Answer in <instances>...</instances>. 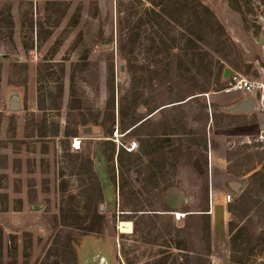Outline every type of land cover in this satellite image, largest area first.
Segmentation results:
<instances>
[{"label":"rangeland","instance_id":"obj_1","mask_svg":"<svg viewBox=\"0 0 264 264\" xmlns=\"http://www.w3.org/2000/svg\"><path fill=\"white\" fill-rule=\"evenodd\" d=\"M150 1L0 0V264H186L203 210L212 264H264V0H200L219 46Z\"/></svg>","mask_w":264,"mask_h":264},{"label":"trees","instance_id":"obj_2","mask_svg":"<svg viewBox=\"0 0 264 264\" xmlns=\"http://www.w3.org/2000/svg\"><path fill=\"white\" fill-rule=\"evenodd\" d=\"M151 2V1H150ZM182 0H153L151 2V5L153 7L161 8L160 12H156L155 10H151V14L154 17H162V16H168L173 21H179L182 19H186L191 25H192V35L197 36L199 33L205 32V36L208 38L210 45L213 43H217V45L223 44L221 42L222 32L224 31L222 26L219 24L216 16L206 7L204 4L200 2V0H193L191 4H181ZM237 2V1H236ZM122 9L120 10L122 14ZM125 20L123 18H120V48H124L125 41H126V34H124L125 28ZM141 21H139L138 26L141 25ZM139 35L132 36V39L134 43L138 41ZM206 38V39H207ZM201 39L204 38H198V41H202ZM226 68L223 67V71ZM142 125V124H141ZM140 126V125H139ZM139 126L135 127L133 129L136 130ZM123 152V151H122ZM91 164V162H89ZM103 199V195L100 192L99 189V198L98 200L101 202ZM200 214H193L191 216H198L196 219L200 220L203 223L202 228H198L199 225H193L190 227V236L193 235L194 242L191 246L190 255L186 259V264H212V243H211V236H212V228H211V218L210 215L207 213L208 210L201 211ZM139 213V214H138ZM137 214L139 215V218L142 220H150L151 223L158 218L159 214L154 212L152 216L150 217L149 214H146V212L140 211ZM190 216V215H189ZM135 225V231L138 228V224L136 222ZM180 232V231H179ZM180 234V233H179ZM201 234V235H200ZM240 237L236 236V234H233L231 236V245H232V251L234 254L239 255L241 252H245L243 250V246L241 248V243L239 242ZM183 241L178 237V242L176 244L175 249L179 252H182L184 249L183 247ZM202 247V249H200ZM167 255V256H166ZM161 260L158 262V264H168L170 260H172L175 255H172V252H163L161 253ZM179 259L184 260V258L181 256ZM178 258L176 260L172 261V264H178ZM182 264V263H180ZM232 264H245V258L234 257L232 258Z\"/></svg>","mask_w":264,"mask_h":264},{"label":"water","instance_id":"obj_3","mask_svg":"<svg viewBox=\"0 0 264 264\" xmlns=\"http://www.w3.org/2000/svg\"><path fill=\"white\" fill-rule=\"evenodd\" d=\"M121 71H124V68H121ZM234 75V73L227 68L225 70L224 73V78H230ZM17 106L14 104L13 108H16ZM255 110V101L253 98H247L243 101H241L240 103H238L236 106H234L233 108H230V112L233 114H243V113H247V114H251L253 113ZM85 133L91 132V130L86 129L84 131ZM231 188H234V190L238 189L240 187V184L237 183H231L230 184Z\"/></svg>","mask_w":264,"mask_h":264},{"label":"built area","instance_id":"obj_4","mask_svg":"<svg viewBox=\"0 0 264 264\" xmlns=\"http://www.w3.org/2000/svg\"><path fill=\"white\" fill-rule=\"evenodd\" d=\"M254 91V84L253 82L246 80V79H239L237 80V82H235V84H231L229 85L224 92L226 94H230L233 92H241L244 94H251ZM76 141H74V144H76ZM81 148V142H79V144L77 146L74 145V149L75 150H80ZM232 201V196L228 195L227 196V202L230 203Z\"/></svg>","mask_w":264,"mask_h":264},{"label":"bare ground","instance_id":"obj_5","mask_svg":"<svg viewBox=\"0 0 264 264\" xmlns=\"http://www.w3.org/2000/svg\"><path fill=\"white\" fill-rule=\"evenodd\" d=\"M79 144V142L78 141H76V145L75 146H77ZM213 194V193H212ZM213 199H214V194H213ZM182 214H178V218H182ZM131 224H129V225H125V224H123L122 225V231L123 232H128V231H130L131 230ZM127 227V228H126Z\"/></svg>","mask_w":264,"mask_h":264},{"label":"crops","instance_id":"obj_6","mask_svg":"<svg viewBox=\"0 0 264 264\" xmlns=\"http://www.w3.org/2000/svg\"><path fill=\"white\" fill-rule=\"evenodd\" d=\"M214 192V191H213ZM214 204V203H213ZM212 207H214L213 205H212ZM213 213V212H212ZM178 214H181V213H178ZM172 215L174 216V215H177V213L176 212H174V213H172Z\"/></svg>","mask_w":264,"mask_h":264}]
</instances>
